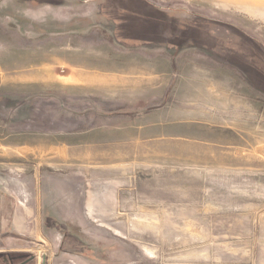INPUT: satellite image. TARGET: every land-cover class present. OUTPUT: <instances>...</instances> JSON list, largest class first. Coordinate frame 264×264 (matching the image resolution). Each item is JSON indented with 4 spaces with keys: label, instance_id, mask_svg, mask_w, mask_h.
Returning <instances> with one entry per match:
<instances>
[{
    "label": "rangeland",
    "instance_id": "374dc122",
    "mask_svg": "<svg viewBox=\"0 0 264 264\" xmlns=\"http://www.w3.org/2000/svg\"><path fill=\"white\" fill-rule=\"evenodd\" d=\"M232 54L237 106L173 102ZM263 58L264 0H0V264H264Z\"/></svg>",
    "mask_w": 264,
    "mask_h": 264
},
{
    "label": "crops",
    "instance_id": "0c3cea01",
    "mask_svg": "<svg viewBox=\"0 0 264 264\" xmlns=\"http://www.w3.org/2000/svg\"><path fill=\"white\" fill-rule=\"evenodd\" d=\"M150 8V7H148ZM151 9V8H150ZM243 41L247 42V45L249 44L251 47H254L257 52L259 53L256 44L254 42V39L252 37H244ZM196 57L197 55L194 54ZM251 56V55H250ZM250 56L248 57V60H250ZM258 58L261 57V55L257 56ZM196 58L191 59L190 65L184 66L183 69L179 70V80L177 82H173V86L170 89L171 93L170 96L173 102L175 104H192L191 106H195L196 104L203 103L204 105L209 106L210 110L212 109L211 106H227L226 109L229 107H233L234 105L237 106V100L236 98L240 97V93L238 92L239 88H252L251 85L259 86L260 83V76L261 72L259 69H253V66L251 67L254 71H251L253 75L255 74L257 77L253 78L248 75H250L246 70L242 72V74H246L248 76V79L246 77H241L238 75V72H235L233 68H231L232 65H240L242 69L243 68V58L240 56L230 55V58H226L224 61L221 58H213L210 60H206L204 64L206 65H196ZM198 59V58H197ZM264 59V58H263ZM194 62V63H192ZM196 63V64H195ZM220 63V64H219ZM230 64H232L230 66ZM251 64V63H250ZM131 74V73H130ZM243 74V76H244ZM157 75H161V72H157L156 75H151L152 78H145V80H140L139 84H141V88L148 89V87H153L154 83L159 79V81H162L164 78L162 76L158 77ZM252 75V76H253ZM126 82L125 88L127 87L128 80H124ZM245 84V86H243ZM132 86L134 89L137 87V84H134V82H130V90H132ZM166 86L169 87V84ZM253 86V87H254ZM146 92L145 94L141 96H147ZM169 95V94H168ZM252 96V95H251ZM241 98V97H240ZM193 109V108H191ZM182 110L177 108H173L170 115L166 117V119H169L171 117V120H183L184 118L182 116H186L188 118L187 120L196 119L195 111L193 110ZM156 111V110H154ZM150 111V112H154ZM156 113V112H155ZM148 114V113H147ZM192 114V115H191ZM153 116L152 114L149 116L148 119H151L153 122ZM147 119V120H148ZM213 120L212 117L208 115V112L204 111V116L202 120ZM193 125V124H192ZM20 247V244H18ZM20 252V248L18 250H14V252ZM8 252V251H6Z\"/></svg>",
    "mask_w": 264,
    "mask_h": 264
},
{
    "label": "water",
    "instance_id": "95a60500",
    "mask_svg": "<svg viewBox=\"0 0 264 264\" xmlns=\"http://www.w3.org/2000/svg\"><path fill=\"white\" fill-rule=\"evenodd\" d=\"M43 264H45V263L43 262Z\"/></svg>",
    "mask_w": 264,
    "mask_h": 264
},
{
    "label": "flooded vegetation",
    "instance_id": "af4514ba",
    "mask_svg": "<svg viewBox=\"0 0 264 264\" xmlns=\"http://www.w3.org/2000/svg\"><path fill=\"white\" fill-rule=\"evenodd\" d=\"M25 264V263H24Z\"/></svg>",
    "mask_w": 264,
    "mask_h": 264
}]
</instances>
